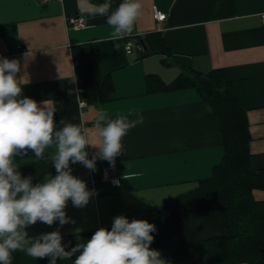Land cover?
Instances as JSON below:
<instances>
[{
  "label": "crops",
  "instance_id": "1",
  "mask_svg": "<svg viewBox=\"0 0 264 264\" xmlns=\"http://www.w3.org/2000/svg\"><path fill=\"white\" fill-rule=\"evenodd\" d=\"M140 3L141 15L133 32L160 33L167 52L142 55L134 49L126 53L125 40L109 39L112 29L106 18L89 17L81 7L82 0H0V26L14 28L0 36V57L19 62L16 78L21 79L23 95L41 106L46 101L45 106L55 111L57 127L61 119L82 124L89 141L96 144L100 138L93 125L99 110L113 119L130 113L129 118L135 119L137 112L144 116V123L123 138L124 153L115 158L119 185L101 180L102 165L108 161L97 160L94 172L80 163L71 164L72 174L93 192L90 202L77 208L69 200L65 211L74 223L61 227L58 221L52 226L37 222L26 227L27 238L59 228L63 243L74 247L101 227L111 230L114 217L142 219L150 210L161 208L166 199L196 188L199 180L211 176L225 154L220 119L196 89L150 91L153 78L170 85L191 70H224L247 113L253 164L264 168V0ZM154 7L167 14L165 21L154 19ZM72 16L84 18V26H69L67 19ZM84 44L91 46L101 73L112 79L110 99L87 103L80 98L72 48ZM74 78L75 84L71 83ZM86 151L91 158L98 149L89 145ZM54 152L50 147L42 160L32 157L15 162L18 171L24 177L31 176L33 184L47 175L54 177L56 170L50 159ZM254 196L264 201V190H254ZM228 233L216 211L201 212L164 236L159 252L165 260L164 250L173 242ZM20 254L21 264H49L48 258L38 260L26 252ZM74 259L58 260L57 264H74Z\"/></svg>",
  "mask_w": 264,
  "mask_h": 264
},
{
  "label": "clouds",
  "instance_id": "2",
  "mask_svg": "<svg viewBox=\"0 0 264 264\" xmlns=\"http://www.w3.org/2000/svg\"><path fill=\"white\" fill-rule=\"evenodd\" d=\"M81 7L95 19L106 18L112 29L109 39L130 36L141 15L140 0H122L112 10L110 0L94 4L82 0ZM20 71L15 59L0 57V264H12V254L26 252L38 260L48 258L49 264L75 257L74 264H167L161 253L151 248L155 224L124 215L114 217L111 230L101 227L85 243L70 247L63 243L57 230L27 238V226L37 222L52 226L57 221L63 227L74 223L65 211L68 201L77 208L86 206L93 195L86 182L72 174L71 164L80 163L96 171L97 160L115 163L124 153L123 138L128 132L144 123L143 114L134 113L111 118L104 110L97 112L94 129L99 143L93 144L83 130V125L55 121V111L23 95V87L16 74ZM71 83L75 84L74 78ZM73 90H69L72 95ZM98 149L91 159L86 147ZM54 147L50 156L56 170L40 183L33 184L32 177L18 171L16 157L33 153L35 160L45 158V149ZM70 243V242H69Z\"/></svg>",
  "mask_w": 264,
  "mask_h": 264
},
{
  "label": "trees",
  "instance_id": "3",
  "mask_svg": "<svg viewBox=\"0 0 264 264\" xmlns=\"http://www.w3.org/2000/svg\"><path fill=\"white\" fill-rule=\"evenodd\" d=\"M103 3L104 0H96ZM114 10L122 0H110ZM11 25L0 26V36L11 33ZM138 44L147 43L142 55L167 52L163 36L152 32L130 37ZM80 98L87 103L110 99L112 79L103 75L90 45L72 48ZM156 81V82H154ZM150 91L194 88L208 102L220 119L225 154L210 177L198 181L196 188L168 198L161 208L150 210L143 220L155 224L151 248L159 251L160 240L186 219L205 211L218 213L222 227L229 233L187 242H173L166 249L167 264H264V201L257 200L254 190H264V168L253 164L251 136L246 110L240 105L231 82L222 69L207 73L191 70L180 74L170 85L153 78ZM34 157H16L20 162ZM12 264H21V254H12Z\"/></svg>",
  "mask_w": 264,
  "mask_h": 264
},
{
  "label": "built area",
  "instance_id": "4",
  "mask_svg": "<svg viewBox=\"0 0 264 264\" xmlns=\"http://www.w3.org/2000/svg\"><path fill=\"white\" fill-rule=\"evenodd\" d=\"M42 1L46 2V1H51V0H42ZM153 16L157 22L161 23V22L166 20L167 14L158 10L156 7H154ZM67 23L69 26H72L74 28L79 29V28L84 26L85 21H84V18H82L81 16H76V17L72 16V17H69L67 19ZM263 24H264V15H263ZM138 35H140V34L133 32L130 36H126L123 38L125 40V51H126V53L130 54L134 51V49H137L139 51H141L143 49L141 44H138L137 42H135V40L129 39L130 37H134V36H138ZM19 48H21V46ZM81 104H84V102H82ZM89 159H91V158H89ZM101 180L108 182L114 186L119 185L120 177H119V175H117L115 173L114 164L105 163L102 165V179ZM94 183H95V179L92 178L91 179V185H94ZM89 202H90V200H89ZM132 219H137V218L131 217L130 221Z\"/></svg>",
  "mask_w": 264,
  "mask_h": 264
},
{
  "label": "water",
  "instance_id": "5",
  "mask_svg": "<svg viewBox=\"0 0 264 264\" xmlns=\"http://www.w3.org/2000/svg\"><path fill=\"white\" fill-rule=\"evenodd\" d=\"M142 46H143V47H144V49L146 50V46H145L144 42H142Z\"/></svg>",
  "mask_w": 264,
  "mask_h": 264
}]
</instances>
